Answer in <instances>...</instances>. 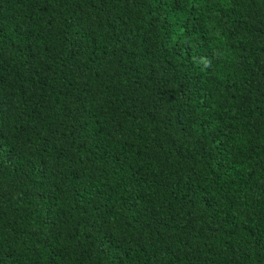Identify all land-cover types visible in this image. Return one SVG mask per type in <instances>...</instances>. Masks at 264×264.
<instances>
[{
    "label": "trees",
    "instance_id": "16d2710c",
    "mask_svg": "<svg viewBox=\"0 0 264 264\" xmlns=\"http://www.w3.org/2000/svg\"><path fill=\"white\" fill-rule=\"evenodd\" d=\"M0 264H264V0H0Z\"/></svg>",
    "mask_w": 264,
    "mask_h": 264
}]
</instances>
